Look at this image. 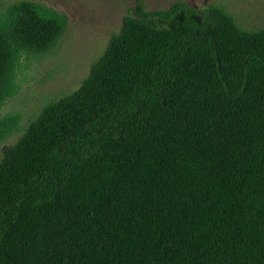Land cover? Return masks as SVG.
<instances>
[{"label":"trees","instance_id":"1","mask_svg":"<svg viewBox=\"0 0 264 264\" xmlns=\"http://www.w3.org/2000/svg\"><path fill=\"white\" fill-rule=\"evenodd\" d=\"M63 21L0 14V107ZM14 119L0 116V144ZM0 264H264V28L134 4L86 77L0 150Z\"/></svg>","mask_w":264,"mask_h":264},{"label":"rangeland","instance_id":"2","mask_svg":"<svg viewBox=\"0 0 264 264\" xmlns=\"http://www.w3.org/2000/svg\"><path fill=\"white\" fill-rule=\"evenodd\" d=\"M28 1L63 21L56 43L38 56L21 57L14 95L0 107V116L14 119L11 133L0 144L10 145L48 102L68 95L86 77L130 7L164 9L175 1L198 9L216 6L245 31L264 28V0H0V14L11 4Z\"/></svg>","mask_w":264,"mask_h":264}]
</instances>
